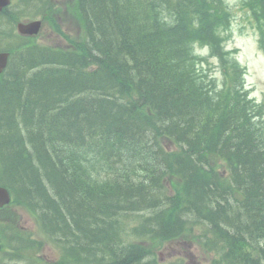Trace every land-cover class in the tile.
<instances>
[{
  "label": "trees",
  "instance_id": "16d2710c",
  "mask_svg": "<svg viewBox=\"0 0 264 264\" xmlns=\"http://www.w3.org/2000/svg\"><path fill=\"white\" fill-rule=\"evenodd\" d=\"M81 4L88 38L78 53L59 59L36 49L13 51L0 90V139L14 189L52 218L48 227L55 232L68 233L73 220L83 223L87 239L67 242L70 255L87 263L144 264L135 250L121 254L119 247L128 246L123 238L137 229L172 235L180 229L176 211L190 219L196 211L209 219L208 247L225 251V260L215 264H264V119L260 127L254 119L264 108L248 99L242 70L219 48V0L210 3L209 13L186 0ZM256 4L257 20L264 22V0ZM190 38L218 56L221 85L205 81ZM95 64L98 72L86 71ZM23 96L40 102L20 108ZM23 111L29 138L21 147L16 113ZM218 122L230 129L214 131ZM100 136L114 152L129 153L134 165L124 161V168L144 173L124 180L115 201L103 189L75 190L72 174L80 170L74 145ZM163 136L185 148L183 157L174 160L171 149L160 146ZM220 162L227 175L218 172ZM160 173L182 182L192 200L187 208L165 198ZM81 199L90 201L87 208ZM94 199L105 203L103 210L95 213ZM125 219L130 223L123 226Z\"/></svg>",
  "mask_w": 264,
  "mask_h": 264
},
{
  "label": "rangeland",
  "instance_id": "374dc122",
  "mask_svg": "<svg viewBox=\"0 0 264 264\" xmlns=\"http://www.w3.org/2000/svg\"><path fill=\"white\" fill-rule=\"evenodd\" d=\"M232 9L234 20L232 22V38L228 40L227 48H237L238 59L241 65L247 69L245 82L251 91V95L254 99L261 101L264 98V49H260L257 44V35L254 34L249 26V19L246 17L243 10H241V0H226ZM14 41L11 32L8 28L1 31L0 35V46L7 47L11 42ZM80 49V48H79ZM59 68L58 66L56 67ZM78 81L82 82L79 80ZM74 80V79H73ZM21 106H27L28 104L36 105L40 101L34 97L23 96L20 100ZM259 119L260 126H263V121ZM21 226L30 229L32 222L27 217H23ZM12 243V239H10ZM11 246H14L12 243ZM63 247L66 249L67 245ZM64 249V250H65ZM20 253V252H18ZM44 254L47 258L56 257L55 251L44 250ZM160 259L164 262L174 261L176 255H182V251L179 245L171 244L159 251ZM13 255V254H12ZM184 257L188 261V264H207V259L202 254H199L193 246H185ZM15 262V261H14Z\"/></svg>",
  "mask_w": 264,
  "mask_h": 264
},
{
  "label": "bare ground",
  "instance_id": "6f19581e",
  "mask_svg": "<svg viewBox=\"0 0 264 264\" xmlns=\"http://www.w3.org/2000/svg\"><path fill=\"white\" fill-rule=\"evenodd\" d=\"M0 35H1V31H0ZM87 42V41H86ZM85 42V43H86ZM3 48H6V46L5 47H3V46H0V49H3ZM17 49V48H16ZM15 49V50H16ZM79 50V49H78ZM78 50H77V52L76 53H78ZM75 53V54H76ZM13 54V53H12ZM11 59H12V57H11ZM264 115V112L263 111H259L257 114H256V116H255V121H256V124H257V126H259L260 127V124H259V119L262 117ZM263 120H261V122H262ZM39 211H42L41 210V208L39 207V206H35ZM52 223V222H51ZM48 227V226H47ZM48 229L54 234V236H55V238H56V242L57 243H60V245H61V247L63 248V249H65L64 247H63V245L64 244H66L67 245V248L65 249V251L67 252V253H69L70 254V250H69V245L71 244V241H64V240H62L61 241V239L63 238L64 239V235L63 234H67V232H65V231H63L62 229L61 230H59V231H53L52 229H50V227H48ZM124 232V231H123ZM126 238V239H125ZM125 239V242H131V241H133V240H136L137 239V234L136 233H132V234H130L129 235V237H124L123 238V240ZM10 242V251H11V259H10V261H9V263L8 264H23V263H25L26 262V260H27V257H28V253L27 252H25V251H23L19 246H17L16 244H15V242H14V240L12 239V243L14 244V246H11L12 245V243H11V241H9ZM18 252H20V253H18ZM13 254V255H12ZM15 261V262H14ZM146 258L145 257H143L142 258V262L145 264L146 263Z\"/></svg>",
  "mask_w": 264,
  "mask_h": 264
}]
</instances>
